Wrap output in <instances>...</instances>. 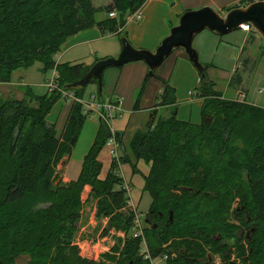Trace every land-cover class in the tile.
<instances>
[{
    "label": "trees",
    "instance_id": "1",
    "mask_svg": "<svg viewBox=\"0 0 264 264\" xmlns=\"http://www.w3.org/2000/svg\"><path fill=\"white\" fill-rule=\"evenodd\" d=\"M146 1L112 0L97 8L92 0H0V83L41 62L43 73L56 68L60 86L81 100L58 136L47 117L60 92L40 95L23 85V98L0 96V264H17L24 254L30 257L27 264H152L166 256L165 264H210V254L222 264H264V108L224 97L208 75V64L197 88L204 99L202 121L173 114L148 124L132 135L120 157L135 171L139 161L150 164L144 177L152 198L151 222H143L145 242L127 236L124 247L114 250L118 257L104 255L109 263L83 257L72 245L86 186L99 201V216L110 217L111 226L126 234L134 228L136 211L116 160L103 176L100 154L114 137L103 117L78 178L60 180L57 166L72 155L91 115L82 102L85 90L98 82L92 78L85 87L68 88L91 66L57 63L55 55L68 38L93 26L126 37L128 16ZM255 1L264 0H241L226 11ZM101 12L109 16L98 20ZM156 73H148L142 92ZM164 84L162 104L176 103L174 89ZM96 96L104 103L99 91Z\"/></svg>",
    "mask_w": 264,
    "mask_h": 264
},
{
    "label": "crops",
    "instance_id": "2",
    "mask_svg": "<svg viewBox=\"0 0 264 264\" xmlns=\"http://www.w3.org/2000/svg\"><path fill=\"white\" fill-rule=\"evenodd\" d=\"M92 2L98 8L109 5L112 0H92ZM240 4L241 0H147L137 12L128 16L127 23L123 27V33L127 34L126 37L134 47L156 51L164 38L170 34L171 28L179 24L181 15L187 10L211 6L222 15H225L228 12L226 9ZM101 13H103L101 16H97L98 20L109 16L105 12ZM229 34H227L230 36L228 38L231 39H229L230 41L225 49L226 55L230 54L232 56V53L235 52L238 54L239 62L243 64L244 72L256 73L258 62L249 51L250 45L253 46L263 39L262 35L258 31H246L241 28ZM214 36L221 35L206 29L195 36L194 46L200 56L205 53L206 39L213 40ZM234 47L237 50L232 49ZM121 50L122 42L117 34H104L98 26H93L68 38L62 45L61 50L55 55V60L57 63L84 64L92 67L100 59L117 57ZM244 54L245 56L243 57ZM200 58L203 59L202 56ZM202 63L212 65L208 70V75L210 76V73L215 70L214 63H209L205 60ZM163 64L166 66L164 67L166 69L161 71L158 77L151 78L147 82L143 92L142 87L150 71L145 61H133L121 67H109L105 70L103 77V93L101 95L104 98V102H117L119 100L118 110L114 113L115 118L109 121L114 137L107 143L100 154V160L103 162V176L108 174L113 162L116 160L119 164L117 173L123 177L125 184L130 185L137 177H141L142 181L140 180L139 182L141 196L145 193L144 177L149 173L150 164L139 161L137 163V171H135L131 164L120 162V157L124 154L125 147L128 145L125 140L127 132L132 130L136 132L142 127L147 129L148 124L156 123L160 119L169 118L173 114H176L181 120L193 123H200L202 121L204 99L198 95L197 90H194L200 85L199 71L188 56L185 55L183 49L175 50ZM31 68L20 74L17 82L0 83V93L3 94L1 96L8 98L17 93L16 98H23V90H18L14 87H22L23 85L31 86L36 94H45L48 91L45 81L54 69L50 73H43V64L41 63L37 67V73L40 76L34 78L36 73H32L30 71ZM210 78L217 84L214 76H210ZM164 81H167L174 89L176 103L162 104L165 90ZM229 83L230 85H235L236 97L231 98L227 96V92H222L217 88V90L222 92L224 97L236 99L238 96H241V93H245L247 96L246 100L249 103L264 108L263 92L256 91L252 93L246 88L245 77L239 71V67L230 75ZM91 88L90 91L85 90L84 102H92L94 96L99 91L98 84H94ZM40 89L43 92H39ZM139 98L140 107L136 109ZM74 103L75 101L73 100L60 99L47 117L50 123L56 125L58 136H61L65 130ZM89 111H91V115L83 125L72 155L69 158L67 157L63 166L65 181L78 178L83 159L93 146L98 135L100 113L94 109H90ZM162 113L166 114L165 118L162 117ZM117 133L120 134L119 140L116 137ZM113 139H116V141H113ZM142 163L145 166L143 165L142 167ZM125 165H129L131 169H125ZM90 190V186L85 187L86 193ZM130 203L133 204L134 208L138 207L136 200L131 199Z\"/></svg>",
    "mask_w": 264,
    "mask_h": 264
},
{
    "label": "rangeland",
    "instance_id": "3",
    "mask_svg": "<svg viewBox=\"0 0 264 264\" xmlns=\"http://www.w3.org/2000/svg\"><path fill=\"white\" fill-rule=\"evenodd\" d=\"M103 13H99L97 16H101ZM230 35V34H229ZM230 36L222 35V36H214L212 39H206L205 43V53L202 56V61H206L209 63H214L213 65L215 70L210 73V76H214V78L217 81V86L220 91L227 92V96L229 97H236V90L234 87L235 85H230V75L234 72L236 68L239 67V71L244 74L245 81H246V88L250 90L252 93H255L256 91L262 93L264 96V40L261 39L258 41V43L254 44L253 46L250 45V53L251 55L256 59L258 62V69L253 73H250L249 71L244 72L243 70V64L239 62L238 60V54L235 52L232 53V56L230 54L226 55V47L228 45V42L230 41L228 38ZM240 44V43H237ZM236 49V47L232 48ZM237 50V49H236ZM226 55V57H225ZM200 56V54H199ZM200 56V57H201ZM245 54L243 55V57ZM221 57V59H220ZM242 57V58H243ZM41 63L37 62L32 68L31 72L36 73L34 78H38L40 76L38 71V66H40ZM164 64L157 69V75L164 71L166 68H164ZM26 70H17L14 73L13 80L14 82L18 81V77L20 74L24 73ZM249 72V73H248ZM213 74V75H212ZM94 84H89L86 88V91H90ZM16 89H21L22 87L14 86ZM198 86L194 89L197 90ZM39 92H43V90L40 89ZM194 92V91H193ZM7 94V92H5ZM259 94V93H257ZM3 95L0 93V96ZM16 97L17 93H14V95H11ZM235 100H240V96H238ZM162 117L165 118L166 114L162 113ZM145 127H142L140 130H145ZM133 132L135 131H129L127 132V136L125 138L126 142L128 143L130 138L133 135ZM127 146V145H126ZM69 158V157H68ZM63 160L58 164V170L61 172L62 178L64 182L65 181L63 176V166L64 162ZM144 162V161H142ZM145 163V162H144ZM142 163L145 166V164ZM125 169H131V167L128 165H125ZM141 178V177H140ZM140 178H136L133 183L130 184L131 186V199L136 200L138 203V207H133L130 203L131 199H129V206L136 211V219L140 223V227L133 228L132 231L129 234H126L123 230H118L115 227H112L110 224V217H102L99 216V201L96 199L92 194L91 190L86 193L85 190L82 194V203L83 208L81 210V218L79 222L77 223L76 231L73 233L72 238V245L77 246L79 249V254L83 257H89L94 258L96 260H101L105 263H109V257L110 255L119 256L120 253H115L114 250H117L119 248V251L124 247V243L127 236H133V237H142L143 241L145 242V233H144V221L147 219V213L150 208V204L152 202V198L148 192H145L141 196L140 188H139V182ZM138 180V181H137ZM142 181V180H141ZM240 204L239 199H236V203L233 205V210L237 209L238 205ZM135 225V224H134ZM142 230V231H141ZM146 244L144 243L143 247ZM147 251V250H145ZM107 254L106 256H104ZM117 256V257H118ZM214 257L212 256V260ZM30 260L29 255L24 254L21 257L18 258L17 264H27ZM158 264H165L164 261H162L161 258L157 260ZM212 262V261H211ZM210 264H219L221 262L220 257L216 256L215 261Z\"/></svg>",
    "mask_w": 264,
    "mask_h": 264
},
{
    "label": "water",
    "instance_id": "4",
    "mask_svg": "<svg viewBox=\"0 0 264 264\" xmlns=\"http://www.w3.org/2000/svg\"><path fill=\"white\" fill-rule=\"evenodd\" d=\"M247 23H251L264 39V1H255L249 5L233 8L225 15L211 6L187 10L181 15L179 24L171 28L170 34L164 38L156 51L136 48L127 37H122V50L117 57L98 60L85 77L69 85L68 88L85 87L94 78L98 82L101 95L103 93L104 72L107 68L121 67L133 61H145L149 66V73L154 75L155 71L177 49H183L199 73L206 77L205 66L194 46L195 36L206 29L222 36L240 29L243 24ZM150 222L151 220L147 218L146 223ZM209 256L210 262L212 256L211 254Z\"/></svg>",
    "mask_w": 264,
    "mask_h": 264
},
{
    "label": "built area",
    "instance_id": "5",
    "mask_svg": "<svg viewBox=\"0 0 264 264\" xmlns=\"http://www.w3.org/2000/svg\"><path fill=\"white\" fill-rule=\"evenodd\" d=\"M110 16L116 17L117 12H112L110 14ZM241 29L246 30V31H251V30H254L255 28L251 23H247V24H243L241 26ZM58 79H59V73H58V70L55 68L53 70L52 74L50 76H48L46 81H45V86L47 87V89L50 92H54V91L60 92L61 93V99H64V100H73L75 102L81 101L73 91H69V90L62 88L58 82ZM246 97L247 96L245 93H241L240 99L242 101L246 100ZM118 101L117 102L111 101V102L101 103L97 100L96 95L94 96V100L92 102H84L82 100L87 111H89L90 109L97 110L100 113L101 117H103L104 119L109 120V121H111L113 118H115L114 113L118 110V105H119ZM103 109L105 110L106 113L103 112ZM113 141H116V139H113ZM125 189L130 194L131 186L129 184H125ZM136 227H140V223L137 219H135L134 228H136ZM161 259H162V261L166 262L167 256L164 258H161ZM157 260L158 259L152 260V264H158Z\"/></svg>",
    "mask_w": 264,
    "mask_h": 264
},
{
    "label": "flooded vegetation",
    "instance_id": "6",
    "mask_svg": "<svg viewBox=\"0 0 264 264\" xmlns=\"http://www.w3.org/2000/svg\"><path fill=\"white\" fill-rule=\"evenodd\" d=\"M242 232H244V230H243ZM247 235L249 236V235H250V233H249V232H247ZM220 260H221V259H220ZM214 261H215V259H214ZM214 261H213V262H214ZM219 264H222V261H221Z\"/></svg>",
    "mask_w": 264,
    "mask_h": 264
}]
</instances>
